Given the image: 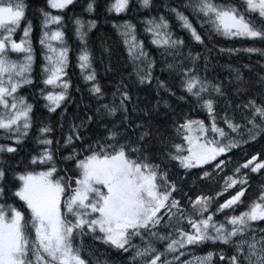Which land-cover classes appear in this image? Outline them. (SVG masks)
<instances>
[{
    "label": "snow or ice",
    "instance_id": "6c2138e0",
    "mask_svg": "<svg viewBox=\"0 0 264 264\" xmlns=\"http://www.w3.org/2000/svg\"><path fill=\"white\" fill-rule=\"evenodd\" d=\"M79 2L35 9L37 72L30 5L0 0V264H116L110 251L123 264H264V149L233 159L264 142V0H87L69 15ZM101 9L132 17L111 22L123 69L106 38L99 58L91 45L98 20L83 14ZM69 24L82 86L69 74ZM239 54L260 57V71L219 64ZM208 246L218 250L197 254Z\"/></svg>",
    "mask_w": 264,
    "mask_h": 264
},
{
    "label": "trees",
    "instance_id": "16d2710c",
    "mask_svg": "<svg viewBox=\"0 0 264 264\" xmlns=\"http://www.w3.org/2000/svg\"><path fill=\"white\" fill-rule=\"evenodd\" d=\"M28 4L30 5L29 11H28V19H31L33 21V41H34V45L37 49V64H36V71H39V66L40 63L42 62L40 59V50H39V44H38V39H39V19L37 16V13L35 12V9L41 7L44 4V0H27ZM101 2L103 3L104 0H101ZM135 2V0H134ZM164 2V0H155V4L157 5H162ZM171 2L173 3V6L176 3H183V0H171ZM87 3V0H80L79 4L77 5L76 8L72 9L69 12V15L72 14V12H75L77 14L81 13L82 11V5H85ZM138 7V6H137ZM163 9L161 8V11ZM148 11L147 10H141L140 15H147ZM153 15H157L158 13L155 11V9H153L152 13ZM187 14V13H186ZM83 18L84 19H97L98 20V26L97 28L93 29L91 31V33L89 34L90 36V42L92 47L94 48L95 54L97 56V58H99L100 54H101V40L102 39H107V41L109 43L112 44L113 48L115 49V55L113 57L114 62H117V67L123 69L125 67V61L127 59L126 55L123 52V48L119 45V40L118 37L116 36L115 31L113 30L112 26H111V22L112 20H123V19H131V16H120V17H116L115 15H112L110 17H106L103 14V10L101 9V15L97 16V15H89L87 13L83 14ZM139 18V17H138ZM170 22L173 25V31H175L178 35H182V36H186L187 34L184 32L180 31V27L179 24L175 21L174 17H170ZM23 26V25H22ZM21 26V27H22ZM140 26H138L139 28ZM68 36H69V43L72 45L73 51L70 53V70H69V74L72 77L73 81L75 84H80L82 86V81H80L78 79L79 76V69L76 67V51L75 49L78 47V42L76 41L74 35L72 34V30H71V24H69V31H68ZM141 39L145 40V43L147 44L148 40L150 39L149 37H145L143 35L140 36ZM220 46L222 47H248L250 46L248 43H241L239 41L233 43L231 41H225L222 38L219 41ZM197 51H199L200 49L197 48ZM149 51H151L153 53V55H157V53L155 52V50L153 48H151V46H149ZM157 58L159 59V57L157 56ZM260 57L258 56H252L251 58L248 57L245 54H239V55H235L232 57H229L227 55L222 56L219 58V64L220 65H226L228 63L233 64L234 66H239L241 64H247V63H252L254 66V71H260V69L255 68V62L257 60H259ZM96 67L98 69L99 72L103 73V67L97 63ZM127 71H131V68L128 67ZM219 72V74L221 75L222 78H226L228 76V72L225 68H218L217 70ZM155 74L160 76L161 79H165L167 76V73H161L160 72V66L158 65L155 71ZM254 73H250L247 70H245V76H253ZM118 78V77H117ZM35 89H29L27 91H25L23 94L24 95H28L29 92H35ZM179 94V93H178ZM140 97L142 100H145V103H150V104H155L157 97L155 96V93H146V92H140L139 93ZM146 97V99H145ZM169 100V103L174 107H181L184 108L185 111H187V106L181 102V101H177L175 98L172 97H166ZM85 103H87V101H85ZM70 112L75 111V107L72 106L69 108ZM166 109H164L163 104L161 103V107H160V112L163 113L165 112ZM37 115H41V113H37ZM58 113L54 114L51 119L53 122H55L58 119ZM199 118H203V116H200ZM35 129L32 132V135L35 136ZM56 136L57 138L60 137V133L59 131H56ZM27 148H31L33 147L32 142L30 141L27 145ZM261 149H264V142L262 143H253L252 145L249 146H245L244 149L242 151L240 150H236L234 155H233V159H239L240 162H244V157L247 156L248 158L251 157V155H255L258 152L261 151ZM66 154V153H64ZM23 155V153H22ZM61 167H64V165H61ZM178 175L182 176L183 175V171L181 170ZM253 180V185L255 186L259 180H260V176L259 174H254L252 177ZM260 227H264V224H261ZM90 243V242H89ZM97 247L99 248L100 252H105L106 250L102 247L97 245ZM217 251L218 249H214L211 246L208 247H203L199 250H197V254H204L207 251ZM108 257L109 259L115 260L116 264H123V260L126 257H121L120 255H118L115 251H110L108 252ZM101 259H103V257H100ZM187 258V257H186Z\"/></svg>",
    "mask_w": 264,
    "mask_h": 264
},
{
    "label": "rangeland",
    "instance_id": "374dc122",
    "mask_svg": "<svg viewBox=\"0 0 264 264\" xmlns=\"http://www.w3.org/2000/svg\"><path fill=\"white\" fill-rule=\"evenodd\" d=\"M23 27V26H22ZM22 27H21V31H20V34H22ZM18 38V37H17Z\"/></svg>",
    "mask_w": 264,
    "mask_h": 264
}]
</instances>
